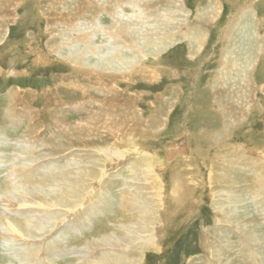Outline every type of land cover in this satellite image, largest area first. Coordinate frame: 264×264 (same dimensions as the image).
Here are the masks:
<instances>
[{
    "label": "rangeland",
    "instance_id": "374dc122",
    "mask_svg": "<svg viewBox=\"0 0 264 264\" xmlns=\"http://www.w3.org/2000/svg\"><path fill=\"white\" fill-rule=\"evenodd\" d=\"M5 1H1L0 4H5ZM77 1L80 3L82 1L84 5L86 4L84 0ZM97 1L100 2V0H92V6H95ZM122 1L119 0V2ZM211 1H217L220 6V12L218 11L219 15L214 22L207 21L205 23L204 29L208 35L202 47L196 51L194 48H191L190 42L184 36L190 29L196 28L199 25V21L196 18L204 13L203 11ZM66 2L68 3L69 0H66ZM115 2V0H111V4ZM125 2H123L124 13L122 12L123 23L132 20V24L141 26V22L136 19L138 18L136 14L138 12L136 9L127 6ZM137 2L142 7L145 6L147 8L149 6L146 12L151 17H147L144 20L146 23L143 24V26L145 25L143 28L149 33H151L150 25L152 24L153 17L162 15L160 14L162 12L165 14V3L166 5H172L173 12H175L174 15L176 16L172 18L173 25H170L168 31L176 34V37L174 43L159 54L152 53L151 49L144 50L146 58L143 56V62L145 63H140L141 69L153 70L155 73L152 75L154 79L151 78L152 76L150 79H145L134 75L127 79H117L112 82L105 81L107 82L105 85L109 84L116 88L118 91L117 98L120 101L130 100L128 102L129 108L133 106L137 113L140 114L137 119L138 121L127 124L128 134L126 138L128 143L122 144L123 141L118 142L121 144V148H117L123 150L125 154L124 159L121 161L115 155H112L116 150V145L112 144L116 142L114 139L111 140L109 137H104V141H101L99 137L95 139L97 141L96 149L105 148L109 144L108 147L110 149L107 151L112 152V154L108 152L112 160L107 165H119L116 170L119 168L118 171L121 174V178L117 181V185L114 186V201L110 203L108 209L100 215L92 217L91 221L86 223L83 231L78 234L76 232H69L70 238L75 241L73 244L75 251L74 253L72 251L65 252L62 257L65 262L69 261V264H80L83 260L81 257L83 251L80 249L83 247L82 245L97 236L101 229L106 230L111 224L112 219L118 216L116 214H119L118 211L120 210V194L127 191V184L135 182L136 168H140L141 170V173L137 172V174H145V171H143L144 165H155L154 174H156V177L153 180L152 177L145 174L144 176L149 179L141 181V189L145 186L147 188L150 187L149 192L153 193L156 190L157 192L162 190L160 203L163 205L161 204L160 211L164 219L168 218L166 220L168 226L159 231L161 248L159 246L160 249L158 248V250H145L142 254V264H204L210 255L209 245L212 243V232L218 226L215 224L217 223V206L222 201L214 200L216 192L220 191L213 190V188H216L214 182L210 185L206 183L201 185L199 180L203 177L202 181L205 182L208 178L210 180L211 176L216 177L215 171L217 168L222 167V164H219V162L214 163V159L217 151H221L222 149L221 152L225 154L229 152L228 149L230 148L240 149L239 151L243 150L244 156L249 159L247 161L250 163L264 155V52L257 55L255 51L256 49L260 51L262 43H264V0H172V2L151 0V3H147L146 0H137ZM49 3L51 2L47 0H15L12 2L13 7L8 12L10 16H3V21H0L2 23L0 24V142L7 141L6 146L0 145V213L5 212L4 209L6 207V200L4 201L1 198V193L9 184L12 178L11 175H14L15 170L19 169V167L23 169L27 168L28 165V157L31 154L30 151L24 150L21 145L22 143H27L29 146L32 143L33 146H36L34 155L42 159L39 165L42 164L45 167L54 166L50 164L56 163L66 165L67 160L73 155L82 154L90 156L88 154H92V150L86 149L81 145L74 149L71 148L65 143L69 140L64 139V149H62V152H58L57 156L50 159L43 155L48 151L45 142L48 141L46 136L51 132L48 129L51 126V119L47 116L45 107L49 100V104L53 105V99L57 98L59 94L63 96L64 92L62 89L56 90L58 82L60 84L64 80L63 77L69 78L68 81L72 84H68L67 89L78 94V96H75L76 98L72 97L73 100H78H75L77 105L74 110L70 109L65 102L66 105L61 106L64 114H68L69 112L75 114L73 118L68 116V118H71L68 119L69 122L86 119L85 117L88 116L87 110H90L93 115L98 111V103L107 99L95 92V89H92L96 88V84H90L91 90L87 89L85 91L77 88L76 85L79 83L81 84V88L87 84L80 71L73 69V67L70 68L68 66L70 65L69 63L62 61V55L58 56L50 52V49H53V47L50 48L48 43L51 42L50 34H52V29L48 26L50 20L44 16V14L46 15V13H51L52 11L53 7ZM94 8L92 9V20L91 17H87L85 20L92 21L93 23L96 19V13H98L101 15V24L107 28L112 27L113 21L110 17ZM250 9L251 11H249ZM62 10L61 5H58L57 11L62 13ZM241 14H244L242 15L244 24H249L256 31V34L252 37L254 41L252 48H256L251 52L250 59L248 58L250 62L249 67L246 68L248 71L240 77L236 76L237 74H234V69L231 68L229 70L233 73H227L224 70V67L227 68V66H224L223 63H226L227 58H229L227 56L229 50H234V54L241 53L238 52L240 51L238 47L241 44L243 46L242 39L236 38L233 40V38H230V43L224 42L228 28L231 26L233 20H236ZM129 18L130 20H128ZM82 24L84 27L86 23ZM117 34H119L117 37L120 35L126 37L124 33L117 32ZM95 37V42L98 45L108 46L106 42L108 38L104 35L98 34ZM130 42L133 45L134 42ZM116 43H118L117 39ZM120 43L123 44L124 42ZM51 44H53V41ZM125 45L126 43L123 44L124 54L131 57V50L128 46L129 49H126ZM235 47L237 48L236 50L234 49ZM136 50L132 52L134 53ZM156 54L159 56H156ZM39 56L42 59L41 61H44L47 65L39 62ZM103 77L104 79L107 78ZM68 81L65 82L67 83ZM14 94H18V98L15 100L17 104L12 101ZM46 94L48 97L45 96ZM233 96L235 100H238V98L241 100L243 106L241 104L240 106L242 110L244 107L245 109L243 111L237 110L236 116L238 118L231 125H228V128H224L223 121L221 122L222 114L219 107L222 103L228 102L229 99L230 101H234L232 99ZM70 99L71 97L65 100L68 102ZM110 100L112 102L114 99H107V101ZM89 101L92 104L91 107H89ZM50 105L48 107H51ZM9 106L12 108H9ZM61 113V111H55L53 115L57 116ZM161 116L164 117L162 118ZM156 117L159 118V123H155V128H151L148 122ZM30 128L34 132L31 134L32 137L29 134ZM12 129H14L13 132H11ZM105 141L108 143H105ZM92 155V159L98 158L96 153ZM233 158H238V154L234 153ZM80 159L81 157H76L75 161L80 162ZM228 160L226 158L224 162L226 163ZM82 161H84L81 162L82 165H86L88 162L86 159H82ZM210 165L216 166L214 173L211 172ZM244 166L247 167L248 165ZM174 170L178 173L184 171V173H181L185 177L183 188L185 186L186 195L191 194L185 202H179L177 199L178 194L175 195L176 193H174L173 178L171 179L176 172ZM222 172L224 174L225 170ZM233 175H236V180L234 181L239 184L240 188H245L246 190L254 189V174L251 171L240 169L236 170ZM114 180H116L115 177ZM262 182L260 181V183ZM22 183L27 186L30 180H25ZM136 183L140 184L139 181H136ZM257 183L259 184V181ZM92 188L96 192L99 191L100 187L98 184H93ZM256 189H254V193H256ZM248 192L251 193V191ZM244 194L246 195L245 192ZM150 195L152 196L151 193ZM226 196L227 194H223V197ZM174 197L176 198L174 199ZM253 197L254 194L251 197H247V195L246 197H242L240 206L241 208L245 207L246 210L239 211L240 218L232 219L231 216L229 221L235 220L239 224L245 221L249 226L257 229L256 235L262 239V247L258 246L261 256L260 264H264V208H260L264 204L257 202V198ZM262 198V202H264V197ZM151 199L153 202L155 197H151ZM13 220L21 225L25 223L23 215L13 216ZM254 220L260 223V225L254 223ZM229 227L234 228L232 226ZM67 229L65 227L60 229V231H66ZM228 233L233 243H223L227 247L225 250L228 254L231 252V257L229 256L230 261H233L235 264H241V256L239 254L247 253L246 246H241L238 235L232 234L230 230H228ZM242 234L245 236L244 233ZM218 236L219 239L217 241L222 243L225 240L224 234H219ZM2 240L3 238L0 236V258L4 260V264H8L9 262L10 264H19L12 259L13 255L16 257L18 254L6 251L4 249L5 243L3 244ZM209 241L211 242L209 243ZM29 244L34 245L35 248L42 245L43 241L38 242L35 240L29 242ZM76 249L78 250L76 251Z\"/></svg>",
    "mask_w": 264,
    "mask_h": 264
},
{
    "label": "bare ground",
    "instance_id": "6f19581e",
    "mask_svg": "<svg viewBox=\"0 0 264 264\" xmlns=\"http://www.w3.org/2000/svg\"><path fill=\"white\" fill-rule=\"evenodd\" d=\"M1 1L3 2L4 0H0V2ZM14 1L15 0H6L5 4H0V21H3V16H10V13L8 14V12L11 7H13L12 2ZM47 1L51 2L49 5L53 7L51 13H46V15L44 14L46 19L50 20V22H48V26L52 29L50 41H53V44H51V42L48 43L50 48L53 47V49L49 48L50 52H53L58 56L62 55V61L69 63L70 65L68 66L70 68L73 67V69L80 71L85 83L87 84L83 85V88H81V84L79 83L76 85L77 88L85 91L87 89L91 90V85L96 84V88H92L93 90L95 89V92L107 99L113 98L114 100H112V102L111 100L107 101V99L106 101L101 100L102 102L98 103V111L96 113L92 115V112L87 110L86 113H88V116L86 115V119L69 122L68 119L71 118H68V116L73 118L75 114L71 112L64 114V110H61V106H65V103H67L70 109L74 110L77 105L75 100L77 99L73 100L72 97H75L76 95L78 96V94L74 93L70 89H67L69 86L68 84L71 85L72 83H69V78L66 79L63 77V83L62 81L60 84L58 82L56 86L57 91L59 89L64 90L63 96L59 94V97V95H57V98L55 97V99H53V105L49 104L50 100L48 99L49 102H47L45 107L46 113L48 114L47 116L51 119V126L48 127L51 132L48 136H46L48 141H46L45 144L48 151L43 155L49 157L50 159L57 156V153L62 152V149H64L63 140L66 139L69 141L65 143L71 148L74 149L80 147L79 145L84 146V148L92 150V154L96 153L98 158L92 159V154H88L90 156L82 154L72 156V154H70L73 158L70 157L67 160L66 165L56 163L50 164L54 166L45 167V165H39L42 159L38 158L37 155H34L36 146H33L32 143H30L31 146H29L26 142V144H21L24 150L30 151L31 155L28 157V165L27 168L25 167L23 169L19 167V169L15 170V174L11 175L12 178L9 181V184L1 193V198L4 199V201L6 200V207L4 209L5 212L0 213V236L3 238L1 242H3V244L5 243L4 249L6 251H10L13 254L16 252V255L18 254L16 257L12 254V259L17 261L19 264L68 263L69 261L65 262L63 260L64 258H62L64 253L68 251H72L74 253L75 251L73 245L75 241L70 238L71 236L69 232H76L78 234L83 231L86 223L90 222L92 217L100 215L108 209L110 203L114 201V186L117 185V181L121 178V174L118 171L119 168L116 170L119 165H107L108 162L110 164V160H112L109 156L110 154L108 155V152L111 151H107L110 149L108 147L109 144H107L105 148H98V150L96 149L97 141H95V139L96 137H99L101 141H104L103 139L107 137L111 140L114 139L116 142H113L112 144L116 145V150L114 151V154H112V152L111 154L115 155V157L121 161L124 159L125 154L123 153V150L117 148H121V144L118 142L123 141L122 144L128 143L126 138L128 134L127 124L138 121L137 119L140 113H137L133 106L129 108L128 102L130 100L124 101L121 99L122 101H120V99L117 98L118 91L116 88L109 84L105 85V83H107L105 81L107 80L112 82L117 79H127L134 75L150 79V77L155 74L154 71L141 69L140 65V63H145L143 62V56L146 58L144 50L147 51L151 49L153 51L152 53L159 54L166 48H169V46L174 43L176 37V34L168 31L170 25H173L172 18L176 15H174L175 12H173L174 9H172V5H166V3L164 4L166 11L165 14L162 12L160 13L162 15H156L153 17L152 24L150 25L151 33H149L143 28L145 26H143V24L146 23L144 20H146L147 17H151H149L146 12L149 6L147 8L145 6L142 7L137 0H135V2L134 0H125L126 2L124 0L122 2L115 0L116 2L113 4L116 5L111 4V0H100V2H96L97 4L95 6H92V0H84V3H86L85 5L82 1L80 3L77 0H69L68 3L66 0ZM146 1L147 3H151V0ZM123 2H125L127 6L136 9L138 12H135L138 15V18L136 19L141 22V26H138V24H132V20L123 23ZM165 2H172V0H165ZM58 5H61L63 9L62 13H59L61 10L59 12L57 11ZM92 7H95L97 11L103 12L110 17L113 21V26L107 28L102 25L100 22L101 15L98 13H96V19L93 23L89 20L86 21L85 19L87 17H91L92 20ZM219 10L220 6L217 1H211L208 7L203 11L204 13L196 18L197 21H199V27L197 26L196 28L190 29L189 32L186 30L188 33L185 34L184 38L190 42L191 48L198 51L202 47L208 35L204 29V25L207 21L214 22L219 15ZM249 11H251V9ZM242 15L244 14H241L236 20H233L224 39V42L227 41L229 43L230 38H233V40L236 38L242 39L243 46L241 44L239 45L240 47H238L240 48V51L238 52L241 53L234 54V50H229L227 54L229 58H227L226 63H223L224 66H227V68L224 67V70L227 73H233L229 70V68H231L234 69V74H237L236 76L240 77L243 76V73L245 75L246 71H248L246 69L250 65L248 58L251 56L253 49L256 48H252L254 45L252 37H254L256 31L252 29L249 24H244ZM128 20H130V18ZM82 23H86L84 24V27ZM0 24L2 23L0 22ZM101 32L103 33L101 34ZM117 32L124 33L126 37H123L122 35L117 37V35H119ZM98 34L104 35L108 38V41H106L108 45L107 47L106 45H98L95 42V36ZM116 39L118 40V43H116ZM129 40L134 42L133 45ZM120 42L126 43V49L128 47L130 48L132 53L131 57L124 54V43L122 44ZM257 43L259 44L258 41ZM229 46L231 45L229 44ZM234 49L236 50L237 48L235 47ZM134 50L136 51L133 53L132 51ZM255 51L257 55L264 52V43H262L260 51L259 49H256ZM157 54L156 56H159ZM38 60L44 65H47V63L41 61V57ZM103 76L107 78L104 79ZM151 78H153V76ZM65 81L68 82L66 83ZM76 87L75 89L77 90ZM47 94L45 96L48 97L49 94ZM81 94L85 95L84 93ZM70 97L71 99L66 102L67 100L65 99H69ZM91 97L93 96L91 95ZM16 98H18V94H14V96H12V101L17 104L15 101ZM232 99H234V96ZM54 100L56 101L54 102ZM89 104V107H91L92 104L90 101ZM240 104L241 100L238 98V100L234 99V101H230L229 99L228 102H224L220 105L219 110L222 114L221 122L223 121L224 128H228V125H231L232 122L238 118L236 116L237 110L243 111L245 109L244 107L242 110ZM49 105L51 107H48ZM9 108L12 107L9 106ZM55 111H61L62 113L56 116L53 115L55 114ZM14 121L18 122L16 120ZM155 123H159L158 117L153 118L150 122H148L151 128H155ZM13 130L14 129H12L11 132H13ZM32 133L34 132H32V129L30 128L29 134L31 135ZM105 143L108 142L105 141ZM6 144L7 141L0 142V145L6 146ZM230 149H228L229 152L226 154L221 152L223 149L221 151H217L214 163L219 162V164H222V167L216 169V177L211 176L210 180L208 178L205 182L202 181L203 177L199 180L201 185L204 183L210 185L214 182L216 184V188H213V190H220L216 192L217 194L215 193L216 198H214V200L223 202L219 203L217 206V223L215 224L218 226H216L212 232V243L209 241L210 255L204 264H235L233 261H230L229 256L231 257V252L228 254L225 250L227 247L223 244L233 243L228 230H230L232 234L239 236L241 246H246L247 253L239 254L241 256V264H260L261 256L258 251V246L262 247V239L260 236L256 235L257 229L249 226L245 221L239 224L235 220L229 221V218L231 216L232 219L241 217L239 211H244L246 208H241L240 200H242V197H246V195L247 197H251L254 194L253 198H257V202L264 204V202H262V197H264V155L258 160L250 163L247 161L249 159L244 156L242 149V151H239L240 149ZM234 153L238 154V158H233ZM76 157H81L80 162L75 161ZM226 158L229 160L225 163L224 161ZM82 159L88 160L86 165L81 164V162H84ZM101 160L102 162H100ZM244 165L248 166L245 167ZM210 166L211 172L214 173L216 166ZM223 167L227 169H224ZM143 168L145 174L152 177L154 180L156 177V174H154L155 165H144ZM240 169L251 171L254 174V189L257 188L256 193H254V189L246 190L245 188H240L239 184L234 181L236 180V175L233 174L236 170L238 171ZM136 170V174L134 173L135 182L133 184H127V191L125 190V193L123 192L120 194V210L118 211L119 214H116L118 216L112 219L110 222L111 224L106 230L101 229L97 236L85 242L82 245L83 247L80 248L83 251V255H80L83 259L80 264H142V254L145 250H158L161 243L159 231L168 226L166 222L168 218L164 219L160 211L162 204L160 203V194L162 190L159 192L156 190L155 193H153L151 191L149 192L150 187L147 188L145 186L141 189V181H146L149 178H146V176H144L145 174H139L141 173L140 168H136ZM223 170H225L224 174L222 172ZM114 171L115 173L113 174ZM143 171L142 173H144ZM137 172L139 173L137 174ZM181 173H184V171L179 173L176 171L171 179L173 178L172 184L174 193H176L175 195L178 194L177 199L179 202H185L191 194L186 195L185 186L183 188V180L185 177ZM114 177L116 180H114ZM258 178L259 180H257ZM25 180H30V183L27 186L22 183ZM136 181H139L140 184L138 185ZM257 181H259V184ZM260 181L263 182L260 183ZM93 184L99 185V191H94L95 189L92 188ZM154 185L156 186L155 182ZM201 187L200 189H202ZM248 191H251V193ZM223 194H227V196L223 197ZM150 196L152 198L155 197L153 202ZM175 198L176 197H174V199ZM260 208H264V205L260 206ZM21 215L24 216V225H21L13 220V216L16 217ZM254 223L258 222L254 220ZM258 224L260 225V223ZM258 224H256L257 227L262 230ZM63 226L68 229L66 231H60V229L65 228ZM229 226L234 228H230ZM244 229H246L245 232ZM242 233H244L245 236H243ZM219 234H224L223 237H225V240L222 243L217 241V239H219ZM35 240L38 242L43 241V246L40 245L39 247L34 248V245L29 244V242H33ZM77 250L78 249H76V251ZM0 264H4V260L1 258ZM8 264H10V262Z\"/></svg>",
    "mask_w": 264,
    "mask_h": 264
}]
</instances>
